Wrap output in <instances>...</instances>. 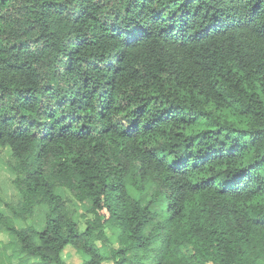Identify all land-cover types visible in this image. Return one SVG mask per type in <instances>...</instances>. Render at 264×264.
<instances>
[{"label": "trees", "instance_id": "16d2710c", "mask_svg": "<svg viewBox=\"0 0 264 264\" xmlns=\"http://www.w3.org/2000/svg\"><path fill=\"white\" fill-rule=\"evenodd\" d=\"M0 162L19 264H264V0H0Z\"/></svg>", "mask_w": 264, "mask_h": 264}, {"label": "rangeland", "instance_id": "374dc122", "mask_svg": "<svg viewBox=\"0 0 264 264\" xmlns=\"http://www.w3.org/2000/svg\"><path fill=\"white\" fill-rule=\"evenodd\" d=\"M14 191L8 171L4 164L0 162V198L3 199V201L0 202V211L7 210V204L15 202L16 196ZM18 225L20 224L18 223ZM11 242L12 239L6 230L0 227V262H4V264H19V258L11 247ZM64 256L67 264H81L82 257L76 254L73 249H67ZM9 257H11V259H9ZM30 262L32 264L35 263L34 259H31Z\"/></svg>", "mask_w": 264, "mask_h": 264}]
</instances>
